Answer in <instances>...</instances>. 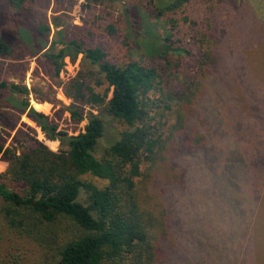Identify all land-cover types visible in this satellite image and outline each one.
Wrapping results in <instances>:
<instances>
[{"label": "trees", "instance_id": "trees-1", "mask_svg": "<svg viewBox=\"0 0 264 264\" xmlns=\"http://www.w3.org/2000/svg\"><path fill=\"white\" fill-rule=\"evenodd\" d=\"M6 1L17 10L14 17L25 18L34 35L26 41L12 35L7 42L0 30V57H15L17 45L33 57L55 48L58 42L49 39L51 27L32 20L29 0ZM86 1L93 16L90 24L97 26L95 5L117 0ZM223 1L148 0L145 7L126 8L120 25L109 24L105 30L127 37L124 46L136 51L140 60L113 62L103 47L90 46L88 41L84 46L72 41L57 53L46 52L58 77L68 56L76 60L83 54L77 77L64 87L72 99L68 107L72 123L79 126L87 121L78 134L60 130L58 123L41 113H47L44 109L33 104L35 110L28 101L13 97L14 92L29 95L27 87L0 80V96L8 92L12 104L7 110L27 114L48 140L60 143L54 152L36 140L20 154L0 143L1 159L8 164L0 174L2 214L11 228L48 243L45 264H176L178 224L185 230L200 216L198 211L202 216L207 212V207L196 205L207 189L199 180L208 184V174L198 179L199 171L207 173L208 158L224 164L231 150L218 135L226 126L221 99L227 96L231 102L230 120L254 108L246 98H239L233 78L225 87L220 71L221 34L215 9ZM245 2L254 6L251 0ZM263 7L248 10L255 15ZM189 59L193 68L186 78L182 70ZM102 86L106 88L98 91ZM205 99L217 100L216 128L201 118L199 107ZM87 107L92 110L87 112ZM0 118L3 128H14L6 117L0 114ZM109 127L113 136L96 155ZM257 205L247 204L244 231H234L236 236L228 243L230 264L260 260L250 246L260 237L253 214ZM256 247L260 248L259 242ZM181 259L185 260L183 255Z\"/></svg>", "mask_w": 264, "mask_h": 264}, {"label": "rangeland", "instance_id": "rangeland-1", "mask_svg": "<svg viewBox=\"0 0 264 264\" xmlns=\"http://www.w3.org/2000/svg\"><path fill=\"white\" fill-rule=\"evenodd\" d=\"M147 1L117 0L106 5H95V17L99 19L97 26H94L90 24L93 19L92 13L85 8L86 0H29L27 7L32 20L36 24L49 25L51 27L49 39L51 43L53 41L58 43L55 48L51 50L48 48L36 57L30 55L26 47L17 45L15 57H0V80L7 82L9 86L27 87L29 95L14 92L13 97L28 101L33 108L34 104L44 109L47 113H41L58 123L60 130L68 131L70 135L78 134L85 128L87 121L79 126L72 123L68 111L72 99L67 96L64 87L77 77L82 67L83 54H80L76 60L68 56L63 71L58 77L45 53L50 51L57 53L72 41H78L82 46L84 41H88L90 46L103 47L113 62L123 64L131 57L142 59L136 51L124 46L123 42L127 37L110 34L105 27L116 23L120 25V16L126 8L139 5L145 7ZM251 1L254 6L244 3V0H224L215 9V23L221 34L220 71L226 83L225 87L227 89L230 87L228 82L231 83L233 78L238 84L235 88L239 98H246L254 108L249 107L243 114H239L237 120H230L231 102L227 101V96L221 99L226 126L223 125L218 135L221 136L223 145L231 150L226 153L227 160H222L224 164L214 163L207 157L204 162L207 173L203 170L199 171L198 179L208 174V184L204 185V179L199 180L201 186L207 189L204 190V200L196 205L199 208L207 207V212L202 216L198 211L200 216L185 230H181L178 224L177 235L179 234L180 244L177 248L178 252L174 255L176 264H230L228 256L231 250L228 243L231 244V239L236 236L233 234L234 231H241V234L244 231L243 214L247 204L252 202L253 205L258 204L253 214L257 221L256 226H259L256 235L260 237L250 246L253 245V253L260 259L256 264H260L259 261L264 264V246L261 247L264 245V22L262 20L264 0ZM260 6L263 8L257 9L255 15L248 10V7L254 9ZM16 11L6 0H0V30L3 39L7 42L13 36L26 41L34 35L25 18L14 17ZM188 12L196 16L195 9L189 8ZM126 33L129 34L127 30ZM131 44L133 45V38ZM192 68L193 60L189 59L185 69L182 70L186 78L191 74ZM104 88L106 86L97 90L103 91ZM6 94L0 96V114L6 117L8 123L15 125L13 129L3 128L0 125L2 129L0 143L5 148H13L18 154L29 148L36 140L46 144L54 152L59 151V141L48 140L40 127L29 119L27 114L22 115L11 110L14 112L12 115V112L7 110L12 104L8 97L9 93ZM215 101L217 100L205 99L199 107L202 111L201 118L209 121L210 127L214 128H216V118L213 113L215 115L217 112ZM86 109L87 112L92 110L90 107ZM253 112L258 116H253ZM113 126L121 127L115 123ZM112 136L109 127L108 135L100 142L96 155L104 151ZM188 161H192L191 156L188 157ZM7 168L8 164L0 155V174L5 173ZM214 169H217L216 173L218 172V176L222 179L221 183L216 180ZM3 204L0 198V264H45L47 255L50 254L48 243L41 239L36 240L35 237L30 238L11 228L2 214ZM238 226L241 228L237 229ZM258 242L260 248L256 247ZM181 255L184 261L180 260Z\"/></svg>", "mask_w": 264, "mask_h": 264}, {"label": "snow or ice", "instance_id": "snow-or-ice-1", "mask_svg": "<svg viewBox=\"0 0 264 264\" xmlns=\"http://www.w3.org/2000/svg\"><path fill=\"white\" fill-rule=\"evenodd\" d=\"M53 150H55V149H53Z\"/></svg>", "mask_w": 264, "mask_h": 264}]
</instances>
